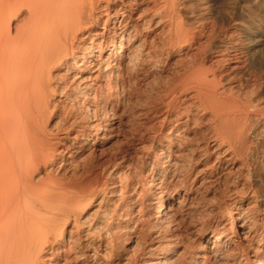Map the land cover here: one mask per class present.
<instances>
[{
	"label": "bare ground",
	"instance_id": "obj_1",
	"mask_svg": "<svg viewBox=\"0 0 264 264\" xmlns=\"http://www.w3.org/2000/svg\"><path fill=\"white\" fill-rule=\"evenodd\" d=\"M193 1L0 0V264H264L263 32ZM58 102L84 115L52 136ZM126 114L153 118L149 180L78 172Z\"/></svg>",
	"mask_w": 264,
	"mask_h": 264
},
{
	"label": "rangeland",
	"instance_id": "obj_2",
	"mask_svg": "<svg viewBox=\"0 0 264 264\" xmlns=\"http://www.w3.org/2000/svg\"><path fill=\"white\" fill-rule=\"evenodd\" d=\"M195 1L196 0L193 1L194 5H196ZM211 1H212V3H214L215 8L222 10L223 7H225L226 4H228V1H230V0H211ZM241 2H242L241 3L242 4V8H241V10H242L241 11V14H242L241 18L242 19L240 18L241 27H243L244 29L247 28V29H251V30L258 28L263 32V36L260 38L259 41H257L258 43L255 45L256 47L253 50L256 53L258 52L257 54H259V55L261 54L262 56H264V0H241ZM258 10H259V12H258ZM247 13H250L251 14L250 16H252V17L246 16ZM55 98L58 99L59 95H56ZM62 105H63V102L56 103V107L51 109L54 111L51 112V110H50L49 112H47L50 114V116H49V114L46 113V115H45L46 117H44L46 128L48 129V131H51V133H53L54 131H56L58 129L57 126L58 127L60 126L59 131L58 130L56 131L57 134H56V132H54L55 134H53V135L51 134L52 136H56V135H58V133L60 134L62 126L63 127L64 126L70 127V123L72 122V120L74 118L78 120L79 117L84 115L83 105H76V106L73 105L74 107L73 106L69 107L70 104H67L68 106L64 107V108L62 107ZM69 109H70V111H69ZM67 110L69 111V113ZM71 112L74 113L75 116H74V114H71ZM69 115L70 116L72 115V117H70ZM128 116L129 115H127V114H126V116L125 115L122 116V118L125 119L124 121H126V119H129L130 122H129V124L127 123L128 126L126 125L124 132H122L119 136L113 138L112 140H110L108 143H106L103 146L96 147L97 150L96 149L95 150L89 149L85 152L82 151L81 154L78 155L79 160H82L86 157V155L88 156L91 153L90 156L86 158V160L84 159V160L80 161L82 166L79 168L78 172L82 171V173L88 174V171L91 170L92 172L90 171L89 174L94 175L96 172L99 173V171L104 170V171H101L102 174H100V173L99 174L101 175L100 178H102V177L105 178L106 172H108V170H111L112 167H114L116 164H118V165H116L117 166L116 172L120 174L119 177L121 179L120 178L119 179L121 180L120 183H124V185H122L123 187L127 184V182L137 184L138 182L141 183L143 181L149 180L148 178H150V177L148 176V174H151L153 171H155V169L150 165L152 163V160H153V155H151L153 153H152V150L149 146H152L153 142L150 140L151 138L149 137V133H147V135H146L147 131L145 129H147V126H149V122L151 123L153 121V118L152 119L146 118L144 115L133 116V117H131V116L128 117ZM64 117H65V119H64ZM47 118H49V119H47ZM63 120L65 121V123L63 122ZM60 121H61V123H60ZM132 122H134V123L132 124ZM63 123H64V125H63ZM49 127H51V129H49ZM131 128H133L134 130ZM127 129H129V130H127ZM72 131L73 130H71V132ZM125 137H128V138H125ZM131 139H133V140H131ZM85 140H86V137H83V136L79 137L76 140V142L72 143L71 147L78 149L79 146L81 147V145L85 142ZM115 140H116V142H115ZM118 140H120L121 142ZM142 145H144V146H142ZM61 146H63V145H60V144L57 145V147H59V148ZM147 148H149L150 150ZM89 151H92L93 153L89 152ZM107 159H109V160H107ZM83 161H85V162H83ZM86 161H88L89 163L91 162V164L88 165V163ZM106 161H108V162H106ZM110 161H112V162H110ZM83 164L86 166H89V167L84 168ZM102 166H104V167H102ZM105 166H107V168ZM82 168L88 169V170H85L86 171L85 172L84 170H82ZM134 170H136V171H134ZM146 172H149V173L147 175H145ZM98 173L95 175L99 176ZM134 175H135V177H134ZM137 175H138V178H137ZM108 182H109V180H108ZM112 189L113 188H109L108 190H112ZM108 190L105 193L106 195L104 194L105 196L99 195L98 198L96 199V201H94L92 206L89 208V212H88V216L90 215L89 219L90 218L93 219L95 217V214L98 211V209H97L98 206L96 204L101 199V196H103V198L105 199V202H106V200L109 199ZM125 190L126 189H124V193H125ZM217 190H220V189L215 188V190L213 189L211 191V193L215 192L217 194V192L218 193L221 192V191H217ZM181 193H183V190ZM140 195L138 196V199L141 198ZM211 195L212 194H210L209 196H211ZM180 196L177 198H181ZM139 201L140 200H138V201L136 200V203H135L136 206H137ZM124 204H126V203H124ZM259 204L253 202V203H249V207L247 205H243V208H245V211H246L247 207H248V209L251 208V210H252V208L254 206L255 211L253 209L252 213H250L251 210H248V209L247 210L249 211L251 218L253 217L252 220H255V222H257L258 224H261V222L263 221V216H264V213H262V212H264V211L262 209V206H260ZM259 208H260V210H259ZM95 209H96V211H95ZM136 209H137V207H136ZM201 210H202V212H205V211H203V209H201ZM248 211H246V212H248ZM257 211H260V212H257ZM260 213H262V214H260ZM192 214H195V213L193 212ZM186 223H187V221H186ZM189 223L185 224L184 226H182L183 225L182 224L180 226V228L178 229V233H180L183 236L184 240H190L193 242L194 241L193 238L196 235V233L194 234V232H196L194 230L197 229L198 224H195L191 221ZM257 243L258 242L256 240L254 242V247H256ZM120 249L118 248V250L116 251V254H114L111 258L107 259V263H110V264H121L122 263L123 264V262L125 261V259H124L125 256H128V254L130 252L125 253V251L122 250L123 248H120ZM174 256H176V255H174ZM49 263H50L49 260L44 261V264H49ZM70 264H74V262H72Z\"/></svg>",
	"mask_w": 264,
	"mask_h": 264
}]
</instances>
